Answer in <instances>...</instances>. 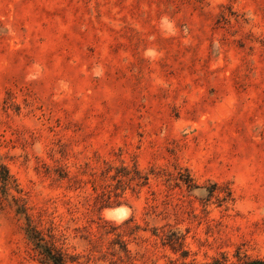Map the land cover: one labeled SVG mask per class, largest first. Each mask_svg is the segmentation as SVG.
<instances>
[{
  "label": "rangeland",
  "instance_id": "374dc122",
  "mask_svg": "<svg viewBox=\"0 0 264 264\" xmlns=\"http://www.w3.org/2000/svg\"><path fill=\"white\" fill-rule=\"evenodd\" d=\"M6 174L0 264L264 258V0H0Z\"/></svg>",
  "mask_w": 264,
  "mask_h": 264
},
{
  "label": "trees",
  "instance_id": "16d2710c",
  "mask_svg": "<svg viewBox=\"0 0 264 264\" xmlns=\"http://www.w3.org/2000/svg\"><path fill=\"white\" fill-rule=\"evenodd\" d=\"M112 169V166H108L107 168L105 167L104 171L101 173L105 177L110 170ZM92 175V173H90ZM112 178V177H111ZM141 180L143 182L147 179L146 176H140ZM0 181L2 183V187L6 188L7 185L9 184V176L6 174L3 177H0ZM187 181H190L189 178ZM105 195V192H102V196ZM28 231L29 237L35 241L36 246H40V242L37 240H41L42 238H38L36 235V232L34 228L30 227ZM170 232V231H169ZM167 242L170 244H179L181 245L180 241V236L176 235V232L171 231L170 235L166 234ZM43 254L48 258L53 264H57L62 261L61 256L58 254V252H54V249L51 246H47L43 252ZM236 259L234 261H229L227 258V255L225 253H220L219 256H214L210 262H202L198 264H264V258L261 257H249L245 254L239 256V254L235 255Z\"/></svg>",
  "mask_w": 264,
  "mask_h": 264
},
{
  "label": "bare ground",
  "instance_id": "6f19581e",
  "mask_svg": "<svg viewBox=\"0 0 264 264\" xmlns=\"http://www.w3.org/2000/svg\"><path fill=\"white\" fill-rule=\"evenodd\" d=\"M120 209H121V207L115 209L114 212H115L116 214H118V213L120 212Z\"/></svg>",
  "mask_w": 264,
  "mask_h": 264
}]
</instances>
